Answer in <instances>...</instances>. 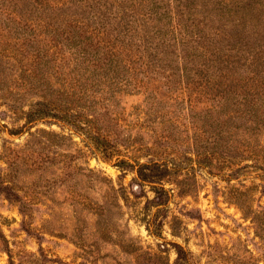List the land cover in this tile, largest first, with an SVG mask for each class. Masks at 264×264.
Returning a JSON list of instances; mask_svg holds the SVG:
<instances>
[{
  "label": "trees",
  "instance_id": "obj_1",
  "mask_svg": "<svg viewBox=\"0 0 264 264\" xmlns=\"http://www.w3.org/2000/svg\"><path fill=\"white\" fill-rule=\"evenodd\" d=\"M123 93H143L135 108L150 115L166 105L199 113L196 153L217 157L229 177L255 169L264 193V0H0V100L24 120L12 132L56 122L104 158L119 146L155 157L122 128ZM150 162L115 165L134 168L162 203L169 190L153 183ZM241 186L229 198L264 231V205L249 206L252 186Z\"/></svg>",
  "mask_w": 264,
  "mask_h": 264
},
{
  "label": "rangeland",
  "instance_id": "obj_2",
  "mask_svg": "<svg viewBox=\"0 0 264 264\" xmlns=\"http://www.w3.org/2000/svg\"><path fill=\"white\" fill-rule=\"evenodd\" d=\"M119 97L122 128L155 157L119 146L104 158L83 133L56 122L14 133L24 120L0 100V264H264V231L229 198L230 186L243 183L252 186L248 205H264L258 171L229 177L217 157L196 153L202 117L185 105L150 115L135 108L143 93ZM139 117L148 124L138 127ZM127 155L161 164L147 171L169 190L165 202L134 168L115 165ZM101 209L110 217L101 219Z\"/></svg>",
  "mask_w": 264,
  "mask_h": 264
}]
</instances>
